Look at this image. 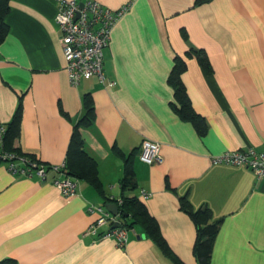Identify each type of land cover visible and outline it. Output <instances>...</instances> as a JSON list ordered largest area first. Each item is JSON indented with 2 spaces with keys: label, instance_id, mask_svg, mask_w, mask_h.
Returning <instances> with one entry per match:
<instances>
[{
  "label": "crops",
  "instance_id": "crops-1",
  "mask_svg": "<svg viewBox=\"0 0 264 264\" xmlns=\"http://www.w3.org/2000/svg\"><path fill=\"white\" fill-rule=\"evenodd\" d=\"M96 1L114 11L127 7L104 50V76L112 86L96 78L69 84L55 0H9L0 42V125L6 127L20 105L12 147L59 165L89 94L95 117L78 129L97 162L101 190L79 180L75 194L64 197L52 184L53 172L41 182L12 174L0 161V260L198 264L195 225L180 207L185 197L194 210L207 208L212 221L221 220L210 264H264V179L243 165L212 162L226 151H264V0ZM190 48L205 52L210 73L188 55ZM175 56L185 61L181 80L206 122L203 136L172 106L167 80ZM143 140L160 144L161 163L140 160ZM130 154L137 184L130 195L155 219L177 261L139 228L128 230L124 247L100 237L108 224L86 233L97 218L88 208L112 203L104 205V197L120 199ZM140 190L151 195L143 198Z\"/></svg>",
  "mask_w": 264,
  "mask_h": 264
},
{
  "label": "built area",
  "instance_id": "built-area-1",
  "mask_svg": "<svg viewBox=\"0 0 264 264\" xmlns=\"http://www.w3.org/2000/svg\"><path fill=\"white\" fill-rule=\"evenodd\" d=\"M57 13L55 23L59 31V44L65 61V70L71 86H77L82 80L96 78L108 86L113 81H106L103 70L104 50L108 47L110 33L123 15L127 7L111 10L96 0L77 2L76 0H55ZM6 127L0 125V161L5 163L9 172L28 178L37 177L45 182L47 174L53 172L52 184L64 197L75 194L78 180L64 174L65 161L59 165H45L27 156L3 149V138ZM139 158L151 165L163 161L160 144L151 140H143L140 145ZM214 164L243 165L249 168L259 179H264V151L247 148L243 151H226L212 158ZM139 195L148 198L151 194L140 190ZM121 203V201H119ZM90 213L97 214L94 223L86 233L97 234L98 229L108 224L110 229L100 237H113L119 247L127 242L128 229L120 224V213L113 215L102 205H91ZM115 223L119 227L111 228Z\"/></svg>",
  "mask_w": 264,
  "mask_h": 264
},
{
  "label": "trees",
  "instance_id": "trees-1",
  "mask_svg": "<svg viewBox=\"0 0 264 264\" xmlns=\"http://www.w3.org/2000/svg\"><path fill=\"white\" fill-rule=\"evenodd\" d=\"M206 1L209 0H196L195 4H201ZM8 11L9 0H0V42L4 39L8 31L5 22ZM188 55L195 56L206 73L211 72L210 63L204 51L190 48ZM185 69L186 64L183 58L175 56L173 67L167 80L174 93L175 103H173L172 106L182 120L191 122L198 134L203 136L206 133V122L201 116L196 114L191 107V103L181 80V74ZM83 111V115L75 126L69 141L63 172L65 175L75 178L78 181L84 180L89 182L100 191L101 185L98 176L97 162L86 153L84 141L78 129L79 126L90 125L95 117L93 101L89 94L83 97ZM20 113L21 107L19 105L13 120L6 126L3 138V149L15 152L19 155L28 156L30 159L34 160L32 155L12 147V142L19 133ZM131 157L132 154L124 160L123 176L119 182L121 190L120 199H111L103 196L104 205L110 202L115 203L120 212L119 220L122 227H126L128 230L132 228L141 229L144 234L152 238L165 256L171 258L173 261H177L161 236L155 219L148 213L145 205L136 195H130L137 187ZM119 201H121V203H119ZM180 207L190 216L195 225L196 235L193 251L198 264H210L212 244L218 232L221 220L212 221L211 212L207 208L194 210L185 197L180 199ZM122 214H126L127 217H123ZM102 233L103 232H101L100 235H102ZM0 264H16V261L12 258H7L0 260Z\"/></svg>",
  "mask_w": 264,
  "mask_h": 264
},
{
  "label": "water",
  "instance_id": "water-1",
  "mask_svg": "<svg viewBox=\"0 0 264 264\" xmlns=\"http://www.w3.org/2000/svg\"><path fill=\"white\" fill-rule=\"evenodd\" d=\"M105 207H106V209H107L111 214H113V215L118 214V208H117V206H116L115 203L107 204V205H105ZM122 216H123V217H127L126 214H122ZM117 227H119V223H115V224H113V225L111 226V228H117Z\"/></svg>",
  "mask_w": 264,
  "mask_h": 264
}]
</instances>
